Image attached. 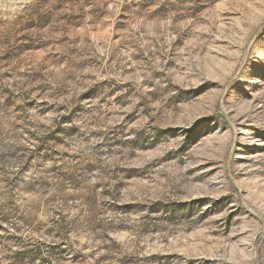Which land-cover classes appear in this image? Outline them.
I'll return each mask as SVG.
<instances>
[{"label": "rangeland", "instance_id": "1", "mask_svg": "<svg viewBox=\"0 0 264 264\" xmlns=\"http://www.w3.org/2000/svg\"><path fill=\"white\" fill-rule=\"evenodd\" d=\"M0 264H264V0H0Z\"/></svg>", "mask_w": 264, "mask_h": 264}]
</instances>
